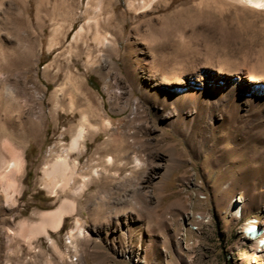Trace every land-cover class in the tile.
I'll return each instance as SVG.
<instances>
[{"label":"rangeland","instance_id":"1","mask_svg":"<svg viewBox=\"0 0 264 264\" xmlns=\"http://www.w3.org/2000/svg\"><path fill=\"white\" fill-rule=\"evenodd\" d=\"M60 4L58 20L52 10ZM97 11L101 24L112 20L102 28L112 50L93 38V19L86 23ZM53 26L62 41L56 49L48 48ZM82 26L89 31L75 42ZM28 28L36 35L25 64L28 93L0 71L1 86L21 104L30 98L32 116H43L17 142L26 158L19 217L36 221L33 211L59 205L42 187L41 169L69 143L66 131L76 129L84 109L94 127L81 164L94 151L101 156L98 201L96 211L82 201L60 230H50L64 257L40 236L0 264H264V250L244 232L251 216L264 230V7L244 0H0V64L23 59L18 52L28 42L20 36ZM70 76L77 85L62 91ZM108 157L116 165L104 171ZM77 216L90 240L75 251L67 236Z\"/></svg>","mask_w":264,"mask_h":264},{"label":"bare ground","instance_id":"2","mask_svg":"<svg viewBox=\"0 0 264 264\" xmlns=\"http://www.w3.org/2000/svg\"><path fill=\"white\" fill-rule=\"evenodd\" d=\"M149 1L150 0H142V3ZM244 1L252 5L254 8L264 7V0ZM133 5L135 4L132 1L131 6ZM22 9L26 11L28 10V7L23 6ZM48 12L50 13L51 11ZM52 13L54 14V18L58 20L63 19L65 15L62 11L61 4L54 5ZM98 14L97 11L96 15L90 16L86 23L89 25L91 19H93V38L96 40L98 46L107 47L109 50H112L114 44L112 41L108 40L107 35L102 34V28L107 26L111 28L113 27L110 22L112 20L108 15L104 18L103 24H101ZM121 17L122 16L118 15L113 21L115 22L116 20L117 22H120L119 20L122 19ZM72 19H75V17H72ZM115 24L116 23H114V25ZM40 25L42 28L44 27L43 24ZM70 27H72V25ZM89 28V26L80 27L75 31L73 40L77 42L89 31ZM113 30L118 36L117 30L119 29L113 28ZM58 34L59 28L53 26L48 48L56 49L60 47L62 41ZM20 38L21 40L28 42V46L25 47V49L20 48L19 52L17 51L19 56L23 59L16 60L15 66H5L4 64H0V71L7 74L6 76L8 79H19L22 83L21 91L24 92V94H27V83L31 80L32 76L25 64L29 59V54L35 50L36 35H34L32 30L28 28L27 33L24 34L23 37L20 36ZM116 44L118 45V42H116ZM71 65H73V63ZM45 72H47V70ZM60 74L61 69L53 74L52 79L58 81ZM1 81L2 80L0 79V212L4 215L1 222L3 224L2 227L6 229L2 231L5 233L6 241L3 242L0 240V260L5 257L9 261L19 256L17 253V246L19 243H24L32 249L34 240L40 236L48 238L59 257H64L63 252L52 239L50 230H60L67 216L75 214L76 211H80L82 201L85 202L86 206L88 205L92 211H96L97 209L95 203L98 200L96 201L97 190L95 191V188L97 187V177H100L98 165L101 163V156L96 157V151H94L88 159L81 164V160L86 151V132L94 127V123L91 121V114L87 109H84L81 112L80 123L76 129L72 130V128H68L66 131H72L69 143L63 145L61 151L55 152L53 157L46 158L42 166L40 183L48 193L49 197L60 199L59 205L53 210L33 211L32 216L38 217V220L36 221L31 217L20 218L19 216H21L25 210V208L21 206L20 200L24 194L22 175L26 167V158L24 151L17 146V142L25 141L31 137L35 126L38 122L42 121L43 116L40 113L37 116V119H35L32 116L34 110L30 98H27V100L25 99V103L21 104L17 100L14 90L7 85L1 86ZM77 83L78 79H73L70 76V79L68 78L62 83L61 90L64 91L67 86H75ZM77 89V87L74 88L75 91ZM211 89L215 93L220 92V87L218 86L212 85ZM192 93V90L185 91L184 96L190 97L193 95ZM23 113L24 118L22 115ZM108 144L101 147L98 146V148L106 151L108 149ZM133 160L135 161L136 166L141 164V160L138 156H133ZM114 165L111 164V158L108 157L103 169L105 171L108 170L109 167L114 168ZM83 192H86L84 200L81 199ZM17 217L20 219L16 220ZM93 220L96 221L95 217ZM260 224L261 220L258 217L251 216L244 232L248 238L258 243L261 250H264V230ZM67 238L69 240L68 247L75 251H78L77 242L80 241L84 245L89 242L90 238L85 234V224L81 221V216L75 218L74 226L69 230ZM3 246L6 251L3 250ZM92 254H97L96 248L92 249Z\"/></svg>","mask_w":264,"mask_h":264},{"label":"trees","instance_id":"3","mask_svg":"<svg viewBox=\"0 0 264 264\" xmlns=\"http://www.w3.org/2000/svg\"><path fill=\"white\" fill-rule=\"evenodd\" d=\"M89 81L91 82V78L89 79Z\"/></svg>","mask_w":264,"mask_h":264}]
</instances>
